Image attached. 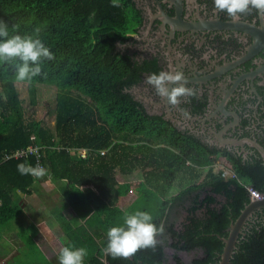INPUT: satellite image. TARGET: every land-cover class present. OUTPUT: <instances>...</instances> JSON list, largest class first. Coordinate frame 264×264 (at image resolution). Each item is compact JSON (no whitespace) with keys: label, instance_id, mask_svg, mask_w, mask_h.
<instances>
[{"label":"trees","instance_id":"obj_1","mask_svg":"<svg viewBox=\"0 0 264 264\" xmlns=\"http://www.w3.org/2000/svg\"><path fill=\"white\" fill-rule=\"evenodd\" d=\"M119 4L112 7L111 0H0V22L8 26L9 34L39 38L54 54V59L41 61L39 75L21 81L29 90L26 105L16 79L17 65L23 62L19 58L0 61L4 93L0 102V234L23 209L20 193H31L37 183L36 177L17 170L20 163L36 166L34 154L5 158L4 152L35 141L41 146L40 161L51 175L52 190L61 195L62 207L51 211L48 219L50 226H59L62 232L58 256L71 245L87 250L83 264H176L166 263L164 244L158 238L155 247L141 248L128 259H114L103 251L107 230L124 226L125 213L135 209L150 211L153 223L169 233L177 264H218L222 237L250 201L246 185L264 193V164L232 161L235 176L223 177L211 163L216 150L206 153L165 120L149 116L125 91L138 79L140 67L114 48L117 40L124 41L126 33L133 31L138 19L131 0H119ZM14 25L19 26L18 33L13 32ZM153 66L154 62L147 65ZM36 82L58 88L52 124L33 115ZM133 136L142 138L143 145L136 144ZM80 147L86 150L84 156ZM105 148L107 152L101 153ZM143 164L149 167L144 188L126 207L119 206L131 187L129 181H119L117 172L125 175ZM203 168L200 180L176 188L185 174L195 178ZM64 207H70L71 215L82 221H63L59 213ZM178 207L186 214L175 226L170 214ZM32 229L36 231L33 224ZM195 248L202 250L200 256L189 262L179 260L178 250ZM14 257H7L3 264H14ZM43 260V264H59L44 256ZM228 264H264L260 215L242 226Z\"/></svg>","mask_w":264,"mask_h":264},{"label":"flooded vegetation","instance_id":"obj_2","mask_svg":"<svg viewBox=\"0 0 264 264\" xmlns=\"http://www.w3.org/2000/svg\"><path fill=\"white\" fill-rule=\"evenodd\" d=\"M131 3L138 22L114 48L140 67L125 91L206 153L216 150L212 160L231 168L232 161L264 164V14L251 9L233 21L214 9L213 0ZM161 71L182 72L195 95L170 106L146 83ZM259 215L264 219V207L248 219Z\"/></svg>","mask_w":264,"mask_h":264},{"label":"clouds","instance_id":"obj_3","mask_svg":"<svg viewBox=\"0 0 264 264\" xmlns=\"http://www.w3.org/2000/svg\"><path fill=\"white\" fill-rule=\"evenodd\" d=\"M111 4L112 7L120 6L119 0H111ZM213 4L217 12H225L233 21L238 20L241 14H248L251 9L264 14V0H213ZM18 28V25H14L13 32L18 33ZM15 58L23 62L17 65L16 79L25 81L39 75L41 61L54 59V54L39 38L31 35H10L8 26L0 22V61ZM145 79L147 84L155 88L157 95L167 98L170 106L179 104V98L182 96L195 95L194 90L185 86L183 73L179 71L152 73ZM17 170L21 175H32L38 179L47 175V170L39 164L32 166L20 163ZM162 232L163 226L157 227L150 213L140 210L125 213L124 226H115L107 230L108 243L103 251L114 259H128L141 248L155 247L156 236ZM86 255L87 250L83 247L65 246L59 252V264H83Z\"/></svg>","mask_w":264,"mask_h":264},{"label":"crops","instance_id":"obj_4","mask_svg":"<svg viewBox=\"0 0 264 264\" xmlns=\"http://www.w3.org/2000/svg\"><path fill=\"white\" fill-rule=\"evenodd\" d=\"M50 178L51 175L47 172L44 177L37 178V183L31 193H20V201L23 200V209L20 214L12 219L10 226L4 228L0 234V264H3L7 257L17 256L19 253L25 254L27 244L39 250L44 257L53 263L59 262L58 251L62 247L60 237L62 232L59 226H50L48 219L52 217L50 212H54L57 207H62V203L59 199L61 195L56 190H52L54 187L50 183ZM119 181L124 180L119 179ZM91 187L94 188L92 185ZM143 188H140L134 196L138 195ZM60 191L65 192L64 189H60ZM124 198L125 195L121 196L119 206L124 207L126 205L124 204ZM71 214L70 207H64L59 213L63 221L70 220L73 223L76 220L78 222L82 221V219L78 220ZM32 224L36 227V231L33 233ZM32 243L36 246H33Z\"/></svg>","mask_w":264,"mask_h":264},{"label":"rangeland","instance_id":"obj_5","mask_svg":"<svg viewBox=\"0 0 264 264\" xmlns=\"http://www.w3.org/2000/svg\"><path fill=\"white\" fill-rule=\"evenodd\" d=\"M18 89L20 92L22 104L26 105V103L29 100V90L26 83L19 81L18 82ZM58 88L53 84L48 83H35V95H36V103L34 105V112L33 115L38 118L42 119L49 124H52L54 121L55 116V103H56V93ZM4 99V93L0 87V102ZM132 140L139 145H143L144 141L142 138L133 136ZM131 140V141H132ZM127 144V143H124ZM126 150L128 149L125 147ZM136 149V146L134 147ZM107 149V148H105ZM141 149L144 150V147L142 146ZM107 152V151H106ZM105 152V153H106ZM188 162V161H187ZM217 160H212V166L213 169L216 171V167L213 164H221L224 163L221 158H218ZM229 165V163H224ZM148 165L143 164L142 166H138L136 169H133L130 173L122 174L118 173L117 178L122 180H127L130 183V191L127 195H125L124 198V204H126L124 207L128 205V202L136 198L134 196L136 192L143 188L146 184V178L149 176V173H147ZM205 172V168L201 170V174L198 177L192 178L189 175L185 174L183 176V179L179 182V186L177 185L176 188L179 189L181 187H184L188 184H190L193 181H198L202 178L203 173ZM152 176V175H151ZM155 193L158 194V192L155 189H152ZM172 192V188L170 189V192ZM139 201V200H137ZM155 198L152 196L150 198V203L154 204ZM137 210L133 209V212ZM148 213H151L150 211H147ZM186 212L182 207H178L176 210H174L170 214V220L173 221L175 226H179L180 222L184 219ZM156 238L161 240L164 244V253L167 258L166 263H176L177 259L173 257L174 248L171 245V237L169 233L166 230H163L162 233H158ZM25 252H27V255H24L23 253H19V255L15 256L12 260L14 264H30L28 261H35V264H43V256L40 254L39 250L32 248L31 245L28 244ZM202 254V250L200 248H195L192 250H178L177 256L179 260L184 262L191 261L194 257L200 256ZM1 263V262H0Z\"/></svg>","mask_w":264,"mask_h":264},{"label":"water","instance_id":"obj_6","mask_svg":"<svg viewBox=\"0 0 264 264\" xmlns=\"http://www.w3.org/2000/svg\"><path fill=\"white\" fill-rule=\"evenodd\" d=\"M261 207H264V193L260 198L250 199V201L244 206L239 215L236 217V219L231 222L227 236L222 237L224 245L218 264H228L242 226L250 217V215L255 211V209Z\"/></svg>","mask_w":264,"mask_h":264},{"label":"built area","instance_id":"obj_7","mask_svg":"<svg viewBox=\"0 0 264 264\" xmlns=\"http://www.w3.org/2000/svg\"><path fill=\"white\" fill-rule=\"evenodd\" d=\"M31 139L34 140L35 136L31 135ZM40 144H38L37 142H31L29 144H27L25 147H20L17 148L11 152L5 151L4 152V157L8 158L10 156H23L27 153H31L35 155L37 164H39L40 166L43 167V165L41 164L40 161ZM79 153L81 156H84L86 153V150L84 148L82 149H78ZM107 151V149H101L100 152L101 153H105ZM216 163H219L218 160ZM216 167V171H218L223 177H231V176H235V172L233 171V169L230 167V165L221 163V164H213ZM246 188L249 192V196L250 199H255V198H260L262 197V193L256 189L255 187L251 186V185H246Z\"/></svg>","mask_w":264,"mask_h":264}]
</instances>
